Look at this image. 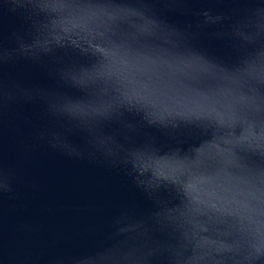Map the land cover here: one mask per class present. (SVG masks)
Listing matches in <instances>:
<instances>
[{"label":"water","instance_id":"1","mask_svg":"<svg viewBox=\"0 0 264 264\" xmlns=\"http://www.w3.org/2000/svg\"><path fill=\"white\" fill-rule=\"evenodd\" d=\"M0 264H264V0H0Z\"/></svg>","mask_w":264,"mask_h":264}]
</instances>
